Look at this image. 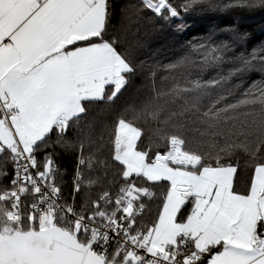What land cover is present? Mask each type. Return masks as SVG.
Instances as JSON below:
<instances>
[{"label":"snow or ice","instance_id":"snow-or-ice-1","mask_svg":"<svg viewBox=\"0 0 264 264\" xmlns=\"http://www.w3.org/2000/svg\"><path fill=\"white\" fill-rule=\"evenodd\" d=\"M234 9L264 0H0V264H264V45L146 51Z\"/></svg>","mask_w":264,"mask_h":264},{"label":"trees","instance_id":"trees-1","mask_svg":"<svg viewBox=\"0 0 264 264\" xmlns=\"http://www.w3.org/2000/svg\"><path fill=\"white\" fill-rule=\"evenodd\" d=\"M174 2H177V0H174ZM220 2L221 0H217V3ZM186 22L188 27L181 33H175L174 30L160 29L147 37L149 49L146 51H149V53L152 50L157 51V58L162 63L167 64L186 55L190 44L206 39L209 35H213V42L229 40V34L223 30L230 27L248 34L247 43L237 47V52L243 51L247 54L254 48L264 45V11L261 10L234 9L230 11L206 12L188 17ZM197 72L198 70H193V76ZM200 74L207 79L216 75V72L205 70ZM163 75H166V73H158L157 87L162 85L167 87L172 83L171 78L162 82L160 77ZM258 78L259 74L253 73L250 77H246V81L250 82L252 79ZM142 83V80L137 79L135 82L136 88H140ZM132 94H135V89L132 90L130 95ZM127 98L130 97L125 99ZM57 163L66 171L65 180L67 185L65 193L67 194L71 185L75 159L67 154H62L57 158ZM238 187L242 189L243 185L240 184Z\"/></svg>","mask_w":264,"mask_h":264}]
</instances>
